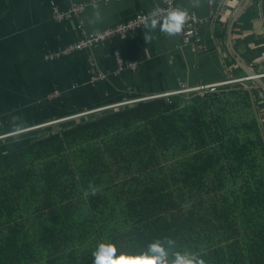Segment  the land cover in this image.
<instances>
[{
	"label": "trees",
	"instance_id": "obj_1",
	"mask_svg": "<svg viewBox=\"0 0 264 264\" xmlns=\"http://www.w3.org/2000/svg\"><path fill=\"white\" fill-rule=\"evenodd\" d=\"M254 99L236 84L140 102L0 153V264H95L100 245L115 248L114 260L264 264Z\"/></svg>",
	"mask_w": 264,
	"mask_h": 264
},
{
	"label": "crops",
	"instance_id": "obj_2",
	"mask_svg": "<svg viewBox=\"0 0 264 264\" xmlns=\"http://www.w3.org/2000/svg\"><path fill=\"white\" fill-rule=\"evenodd\" d=\"M88 1L0 0L2 139L62 118L123 103H140L136 101L173 93L182 85L220 83L229 70L246 78L243 69H236L237 61L229 48L230 34L236 51L234 37L238 36L239 41L253 46L256 57H264V19L258 11L261 0H253L242 13L244 0H215L213 7L207 0H175L178 13H195L203 21L200 30L205 51L184 46L174 31H168L172 20L164 18L133 34L47 61L48 54L75 43L85 31H103L127 23L163 4L162 0H98L79 17L62 23L54 18V6L67 11L74 4ZM212 11L216 18L211 17ZM240 52L246 62L250 54ZM225 53L230 57L226 58ZM118 58L125 64L135 63L137 69L124 66L120 70ZM255 61L256 66L261 65ZM248 67L262 74L259 67ZM66 121L69 120L63 122Z\"/></svg>",
	"mask_w": 264,
	"mask_h": 264
},
{
	"label": "built area",
	"instance_id": "obj_3",
	"mask_svg": "<svg viewBox=\"0 0 264 264\" xmlns=\"http://www.w3.org/2000/svg\"><path fill=\"white\" fill-rule=\"evenodd\" d=\"M105 3H109L111 1H116L119 2L121 0H103ZM162 7L154 12L151 13H142L139 16H137L135 19L124 23L117 25L111 29H108L103 32H98V33H87L83 32L82 36L78 41L75 43L60 47L57 50L51 52L50 54L47 55L46 60L47 61H56L59 60L63 57H67L69 55H72L78 51H85L89 50L99 44L106 43L110 41L111 39L115 37H123L126 35L133 34L137 32L138 30L152 24L158 23L160 20L164 18H170L172 15L178 13V9L175 4V0H162ZM210 6L213 7L215 5V0H209ZM97 4V0H90L89 2L85 3H80V4H74L72 5L71 8H69L65 12H61L57 7H54L53 9V14L55 19L58 22H63L65 20H71L75 17H79L81 14H83L88 6H95ZM211 17L216 18L215 12H211ZM172 20V19H171ZM202 20L195 14V13H186L183 15V20L181 22V27L179 32H175L176 36L182 41L184 46H194V48L199 49L200 51H205L206 46L203 44V40L201 37V30H200V25L202 24ZM175 23V21L172 20V24ZM117 57H120L119 55ZM118 63L120 66V70L124 66H127L131 68L132 70L137 69V65L135 63H128L125 64L121 58H118ZM262 77V75H261ZM246 79H242L241 81H245ZM235 81H226L225 82H220L216 83L213 85H203L199 87H189L187 85H182V88L179 89L178 91H175L173 93H168L162 96H155L153 98H170L172 96H179V95H189L190 93H196V91H202L203 93L200 95H203L207 91L209 92H215L218 91L221 87L227 85H232ZM203 89V90H202ZM58 92L54 93L52 95V98L56 97ZM152 98H147V99H142L140 101L136 102H141V101H146ZM135 102H129V103H123V104H118L114 105L111 107L99 109L93 112L89 113H83L81 115H76L73 117H69L66 119H62L59 121H56V123L63 122L65 120H73L77 118H82V117H87L93 114H97L98 112H102L108 109H119L121 107H126L128 105H132Z\"/></svg>",
	"mask_w": 264,
	"mask_h": 264
},
{
	"label": "rangeland",
	"instance_id": "obj_4",
	"mask_svg": "<svg viewBox=\"0 0 264 264\" xmlns=\"http://www.w3.org/2000/svg\"><path fill=\"white\" fill-rule=\"evenodd\" d=\"M207 1L209 3V0H207ZM252 3H253V0L251 2L250 6L252 5ZM209 5H210V3H209ZM196 51L197 52H201L199 49H196ZM225 55H226L225 56L226 58L227 57H230V55L228 53H225ZM257 61L261 63V65L260 66H257V67H259L258 70L262 71V74L261 73L260 74L264 78V57L261 56ZM242 79L249 80L248 78H243L242 75L235 74V73H233L232 71L229 70L228 73H227V78L224 81H222V82H225L226 83V81H235V80H238L237 82H235L234 84H232V86L233 85H236V84H240V85L243 86L244 89H246L247 91H250L254 95V97H255L254 101H252V107L253 108L251 110H253V112H255V113L257 112L258 113V116H260V118H261L262 123H264V110H263L264 98L262 96V95H264V91L262 89H258V87L254 84L253 81H246L245 80V81L242 82L241 81ZM211 85H213V84H211ZM230 86L231 85H227L226 84L223 87H225L226 90L228 91ZM199 93L202 94L203 92L202 91H196V93H190L189 95H191V94H199ZM184 96H188V95L172 96L170 98L164 97V98H159V99L152 98V99L146 100V102L152 101V100H163L165 98L167 99V101H170L173 98H178V97L179 98H182ZM258 102H259V104H258ZM135 105L136 104H132V105H128V106L129 107H132V106H135ZM121 108H123V107H121ZM94 115L95 114L90 115L87 118H89L91 116H94ZM82 118H77V119H73V120H69V121H78V120L80 121ZM69 121L59 122L58 124L57 123L46 124L42 128L34 127V128L28 129L27 131H21V133H17V132L15 133L14 132L13 134L7 135V138H5V139H2V138H4V136L3 137H0V139H1L0 140V153L5 152L7 149H12L14 147H18L23 142L24 139H27V138L28 139H30V138L33 139V138L40 137L42 134H45V133L48 132L47 129H50L51 128V131H57V129H58L57 127L60 126V125H62L63 127H65L66 125H70V123H68ZM262 123H261V126L264 128V124H262ZM0 134H2L1 131H0ZM2 144H4V146H1Z\"/></svg>",
	"mask_w": 264,
	"mask_h": 264
},
{
	"label": "clouds",
	"instance_id": "obj_5",
	"mask_svg": "<svg viewBox=\"0 0 264 264\" xmlns=\"http://www.w3.org/2000/svg\"><path fill=\"white\" fill-rule=\"evenodd\" d=\"M171 19L175 21V23L172 24L171 28H169L168 31L169 32H173V31L179 32L180 27H181V22L183 20V13H176L172 15ZM134 104H137V103H134ZM114 253H115L114 247L100 245L97 249V252L95 253V264H132L133 260H126L123 257H121L119 260H114L112 258ZM136 264H155V262L152 260H136ZM180 264H192V259L183 258L180 261Z\"/></svg>",
	"mask_w": 264,
	"mask_h": 264
},
{
	"label": "water",
	"instance_id": "obj_6",
	"mask_svg": "<svg viewBox=\"0 0 264 264\" xmlns=\"http://www.w3.org/2000/svg\"><path fill=\"white\" fill-rule=\"evenodd\" d=\"M244 1H245V4L241 6V10H240L241 13L244 12L245 9L249 7L252 2V0H244ZM240 15L241 14H239V16ZM229 48H230V52L233 54V56L235 57L237 61V65L246 72L247 74L246 78H248L249 81H253L257 85H259L261 89L264 91V78L261 77V75H259L256 71L249 68L246 62L242 59L241 55L235 50L233 46L231 34L229 35Z\"/></svg>",
	"mask_w": 264,
	"mask_h": 264
},
{
	"label": "bare ground",
	"instance_id": "obj_7",
	"mask_svg": "<svg viewBox=\"0 0 264 264\" xmlns=\"http://www.w3.org/2000/svg\"><path fill=\"white\" fill-rule=\"evenodd\" d=\"M88 2H89V1H88ZM98 2H99V1L97 0V4H98ZM111 2H112V1H111ZM84 3H85V2H84ZM97 4H96V5H97ZM96 5H95V6H96ZM54 7H55V6H54ZM54 7H53V9H54ZM88 7H90V6H88ZM61 12H65V11H61ZM153 12H154V11H153ZM81 15H82V14H81ZM54 18H55V17H54ZM56 21H57V20H56ZM65 21H67V20H65ZM65 21H63V22H65ZM57 22H58V21H57ZM128 22H129V21H128ZM59 23H62V22H59ZM112 28H113V27H112ZM109 29H111V28H109ZM106 30H108V29H106ZM106 30H103V31H106ZM103 31H97V32H89V31H85V32H87V33H98V32H99V33H100V32H103ZM246 81H247V80H246Z\"/></svg>",
	"mask_w": 264,
	"mask_h": 264
},
{
	"label": "snow or ice",
	"instance_id": "obj_8",
	"mask_svg": "<svg viewBox=\"0 0 264 264\" xmlns=\"http://www.w3.org/2000/svg\"><path fill=\"white\" fill-rule=\"evenodd\" d=\"M132 264H136V260H133V261H132Z\"/></svg>",
	"mask_w": 264,
	"mask_h": 264
}]
</instances>
